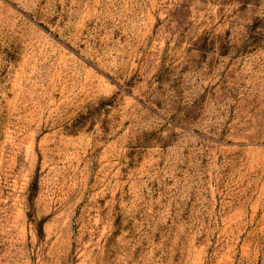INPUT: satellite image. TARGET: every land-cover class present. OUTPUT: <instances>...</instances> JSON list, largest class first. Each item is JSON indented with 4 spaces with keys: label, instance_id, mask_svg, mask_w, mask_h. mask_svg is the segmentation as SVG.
Returning <instances> with one entry per match:
<instances>
[{
    "label": "rangeland",
    "instance_id": "1",
    "mask_svg": "<svg viewBox=\"0 0 264 264\" xmlns=\"http://www.w3.org/2000/svg\"><path fill=\"white\" fill-rule=\"evenodd\" d=\"M0 264H264V0H0Z\"/></svg>",
    "mask_w": 264,
    "mask_h": 264
}]
</instances>
